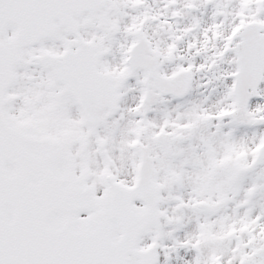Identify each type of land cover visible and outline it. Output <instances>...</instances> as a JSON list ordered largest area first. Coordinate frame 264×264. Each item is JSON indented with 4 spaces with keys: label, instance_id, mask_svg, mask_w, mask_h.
<instances>
[{
    "label": "snow or ice",
    "instance_id": "6c2138e0",
    "mask_svg": "<svg viewBox=\"0 0 264 264\" xmlns=\"http://www.w3.org/2000/svg\"><path fill=\"white\" fill-rule=\"evenodd\" d=\"M0 264H264V0H0Z\"/></svg>",
    "mask_w": 264,
    "mask_h": 264
}]
</instances>
